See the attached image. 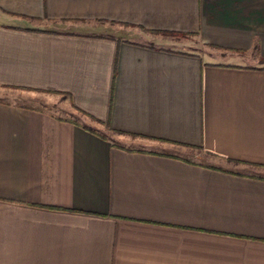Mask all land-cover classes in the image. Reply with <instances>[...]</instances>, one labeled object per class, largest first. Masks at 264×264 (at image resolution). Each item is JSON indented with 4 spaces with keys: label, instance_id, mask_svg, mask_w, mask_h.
Masks as SVG:
<instances>
[{
    "label": "crops",
    "instance_id": "1",
    "mask_svg": "<svg viewBox=\"0 0 264 264\" xmlns=\"http://www.w3.org/2000/svg\"><path fill=\"white\" fill-rule=\"evenodd\" d=\"M259 56L264 0H0V264H264Z\"/></svg>",
    "mask_w": 264,
    "mask_h": 264
},
{
    "label": "rangeland",
    "instance_id": "2",
    "mask_svg": "<svg viewBox=\"0 0 264 264\" xmlns=\"http://www.w3.org/2000/svg\"><path fill=\"white\" fill-rule=\"evenodd\" d=\"M72 24H69V26ZM91 27L93 26L91 22L84 23L79 25L78 27ZM76 27V26H73ZM162 37L163 43H166L167 46L170 48H177V49H185V50H196L200 53L204 54L206 58L219 60L223 57V53L219 52L218 50H214L213 48L207 47L197 41L194 37L190 36H181V35H172V34H165ZM209 56V57H208Z\"/></svg>",
    "mask_w": 264,
    "mask_h": 264
},
{
    "label": "trees",
    "instance_id": "3",
    "mask_svg": "<svg viewBox=\"0 0 264 264\" xmlns=\"http://www.w3.org/2000/svg\"><path fill=\"white\" fill-rule=\"evenodd\" d=\"M166 34V33H164ZM259 60L264 63V57L259 56Z\"/></svg>",
    "mask_w": 264,
    "mask_h": 264
}]
</instances>
